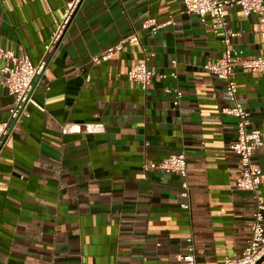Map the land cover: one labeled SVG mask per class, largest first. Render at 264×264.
<instances>
[{
    "label": "crops",
    "instance_id": "obj_1",
    "mask_svg": "<svg viewBox=\"0 0 264 264\" xmlns=\"http://www.w3.org/2000/svg\"><path fill=\"white\" fill-rule=\"evenodd\" d=\"M69 1L0 0V49L36 65ZM182 2L81 0L0 149V264H185L175 257L187 237L196 264L241 257L254 203L235 187L236 120L221 113L230 105L224 83L204 69L223 53L221 32L182 13ZM225 17L238 33L232 47L264 58L258 18L239 7ZM147 19L172 24L152 33L141 29ZM131 34L137 42L92 62ZM138 63L177 78L154 77L141 90L127 75ZM0 66L16 63L0 56ZM234 72L249 129L262 132L253 161L264 173V74ZM166 88L181 91L178 106ZM12 103L0 86V123ZM178 154L188 199L178 175L142 170Z\"/></svg>",
    "mask_w": 264,
    "mask_h": 264
},
{
    "label": "built area",
    "instance_id": "obj_2",
    "mask_svg": "<svg viewBox=\"0 0 264 264\" xmlns=\"http://www.w3.org/2000/svg\"><path fill=\"white\" fill-rule=\"evenodd\" d=\"M80 2L81 0H70L66 4L62 20L56 23L55 29L44 47V54L36 65H33L27 56L17 58L13 53L0 49L2 58L16 63L15 67L0 66V74L2 75L0 86L5 88L8 94L13 97L8 118L0 123V149L11 126L18 123V119L31 94L34 80L37 77H48L47 62L50 52L60 41ZM233 7H239L245 19L251 16L258 18L263 25L261 34L264 35V0H183L182 13L195 15L203 25L209 26L215 34L221 32V43L224 47L223 53L218 60L207 63L204 69L224 83L225 94L230 105L221 109V113L236 120V141L231 147V152L238 158L240 176L235 182V187L239 191L250 193L254 203L249 238L241 257L236 259L225 257L222 264H256L264 255V200L259 194V187L264 181V173L254 163L253 154L262 145V132L258 129H249L250 114L237 99V88L233 76L236 66H239L244 71L264 74V58L244 57L242 51L232 47L231 41L238 36V33L227 27L225 13ZM169 24H172L171 20L158 24L154 19H147L141 24V29L155 33ZM137 41L136 34H131L114 46L107 48L99 58L92 59V62L99 64L107 61L120 52L123 45H131ZM176 65V61H171L172 68H175ZM127 75L141 90H145L154 77L159 79L167 77L177 78L175 70L167 74L156 73L148 70L145 63L136 64L128 71ZM86 81H89V77L86 78ZM165 93L173 95L174 107L179 105L182 97L180 90L166 88ZM142 170H161L178 175L181 178L180 195L185 199L189 198V187L186 180L187 163L183 154L171 155L161 161L145 164L142 166ZM181 208L187 209L188 203L182 204ZM185 251V254L177 255L175 260L185 264H196L191 237L185 239ZM260 264H264V260Z\"/></svg>",
    "mask_w": 264,
    "mask_h": 264
},
{
    "label": "water",
    "instance_id": "obj_3",
    "mask_svg": "<svg viewBox=\"0 0 264 264\" xmlns=\"http://www.w3.org/2000/svg\"><path fill=\"white\" fill-rule=\"evenodd\" d=\"M263 260H264V255L261 257V259H259V261H257L256 264H260Z\"/></svg>",
    "mask_w": 264,
    "mask_h": 264
}]
</instances>
